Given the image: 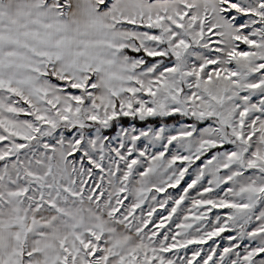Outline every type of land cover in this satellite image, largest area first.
Segmentation results:
<instances>
[{"label": "snow or ice", "instance_id": "obj_1", "mask_svg": "<svg viewBox=\"0 0 264 264\" xmlns=\"http://www.w3.org/2000/svg\"><path fill=\"white\" fill-rule=\"evenodd\" d=\"M0 264H264V0H0Z\"/></svg>", "mask_w": 264, "mask_h": 264}]
</instances>
